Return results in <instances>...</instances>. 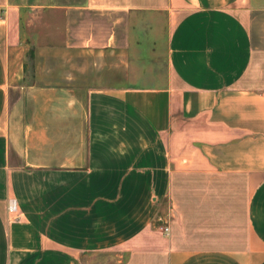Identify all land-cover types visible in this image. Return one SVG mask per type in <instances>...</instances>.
<instances>
[{"label":"crops","instance_id":"obj_1","mask_svg":"<svg viewBox=\"0 0 264 264\" xmlns=\"http://www.w3.org/2000/svg\"><path fill=\"white\" fill-rule=\"evenodd\" d=\"M0 264H264V0H0Z\"/></svg>","mask_w":264,"mask_h":264},{"label":"built area","instance_id":"obj_2","mask_svg":"<svg viewBox=\"0 0 264 264\" xmlns=\"http://www.w3.org/2000/svg\"><path fill=\"white\" fill-rule=\"evenodd\" d=\"M7 209H8L9 213H15L16 212V204H15L14 200H9ZM162 229L165 233H168V231H169L168 227H163Z\"/></svg>","mask_w":264,"mask_h":264},{"label":"rangeland","instance_id":"obj_3","mask_svg":"<svg viewBox=\"0 0 264 264\" xmlns=\"http://www.w3.org/2000/svg\"><path fill=\"white\" fill-rule=\"evenodd\" d=\"M26 10H27V8L24 7L22 13L25 14V13H26ZM24 20H25V18H24ZM35 29H36V30H35ZM42 29H43L42 27H37V26L34 28V30H35L36 32H41ZM34 30H33V31H34ZM29 42H30V41H28V43H29ZM27 53H28V52H27Z\"/></svg>","mask_w":264,"mask_h":264},{"label":"trees","instance_id":"obj_4","mask_svg":"<svg viewBox=\"0 0 264 264\" xmlns=\"http://www.w3.org/2000/svg\"><path fill=\"white\" fill-rule=\"evenodd\" d=\"M31 54H32V53L28 51V53H27V57L31 58V56H32Z\"/></svg>","mask_w":264,"mask_h":264}]
</instances>
